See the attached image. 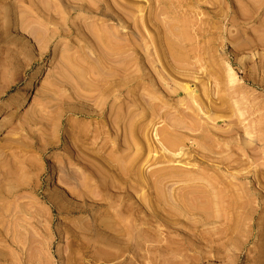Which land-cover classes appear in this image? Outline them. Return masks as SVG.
Segmentation results:
<instances>
[{
    "label": "rangeland",
    "instance_id": "374dc122",
    "mask_svg": "<svg viewBox=\"0 0 264 264\" xmlns=\"http://www.w3.org/2000/svg\"><path fill=\"white\" fill-rule=\"evenodd\" d=\"M108 1L129 27L103 17ZM259 1L102 0L85 12L79 0H0V264H264ZM190 101L213 112L223 144L190 148L201 130L178 114ZM159 129L186 145L163 149ZM61 188L83 210L61 216ZM111 221L126 258L94 237Z\"/></svg>",
    "mask_w": 264,
    "mask_h": 264
},
{
    "label": "bare ground",
    "instance_id": "6f19581e",
    "mask_svg": "<svg viewBox=\"0 0 264 264\" xmlns=\"http://www.w3.org/2000/svg\"><path fill=\"white\" fill-rule=\"evenodd\" d=\"M80 2H79V4H78V6H72V8L74 9V10H81V11H85V12H87V11H90V10H92V9H94L92 6L94 5V6H96L95 8H102V0H92L93 1V3L91 4L88 0H79ZM113 1V0H112ZM261 1V0H260ZM259 1V2H260ZM55 2H63V0H55ZM102 2V3H101ZM255 2V1H254ZM133 3V2H132ZM261 3V2H260ZM117 4V3H116ZM52 5V4H51ZM125 5V4H124ZM123 5V6H124ZM236 5V4H235ZM255 5V4H254ZM128 6V5H127ZM145 6V5H144ZM230 6V5H229ZM260 6V5H259ZM105 12H107V14H105V13H102L103 14V17L104 18H109V19H112V20H117V21H119V22H121L122 23V26L123 27H129V25H130V17H128V18H125L122 14H121V12L115 7V5L113 4V3H111V2H109L108 1V4L107 5H105ZM118 7H119V5H118ZM129 7V6H128ZM254 7V6H253ZM261 7V6H260ZM53 8H55L54 7V5H53ZM124 8V7H123ZM129 8H131V7H129ZM235 8V7H234ZM58 9V8H57ZM68 9V8H67ZM122 9V7L120 8V10ZM158 9V8H157ZM161 9V8H160ZM59 11H60V9H58ZM125 10V11H124ZM96 11V10H95ZM122 12L124 11V13H125V15H127L126 14V9H122L121 10ZM130 11V10H129ZM145 11V10H144ZM151 11H153V8H152V10H151V8H150V14H151ZM256 11V10H255ZM61 12V11H60ZM70 12V11H69ZM147 12V11H146ZM254 12V11H253ZM88 13H90L91 14V12H88ZM127 13H129V12H127ZM152 13H154V11L152 12ZM144 14V13H143ZM58 15H59V13H58ZM57 15V16H58ZM106 17H105V16ZM132 15V14H131ZM130 14L128 15V16H131ZM152 16H153V14H151ZM248 15V14H247ZM249 17H250V15H248ZM245 17V16H244ZM139 18V17H138ZM246 18V17H245ZM244 19V18H243ZM153 20V19H152ZM152 20H151V18L149 19V17H147V16H145L144 17V20H143V22H144V26L145 27H147V25L149 26L151 23H152ZM63 22V21H62ZM135 22V21H134ZM238 24V23H237ZM56 26V25H55ZM59 26H61V25H59ZM63 26V25H62ZM143 26V27H144ZM100 29V28H99ZM169 29V28H168ZM263 29V28H262ZM117 30V29H116ZM66 31H67V29H66ZM106 31V30H105ZM237 31V30H236ZM144 32V31H143ZM239 32V31H238ZM65 33V32H64ZM112 33V32H111ZM200 33V32H199ZM237 33V32H236ZM174 35V34H173ZM142 36V35H141ZM175 36V35H174ZM176 36H178V35H176ZM91 38H93V37H91ZM94 38H96V37H94ZM235 38V37H234ZM149 39V38H148ZM92 40V39H91ZM96 41V40H95ZM94 41V42H95ZM124 41L126 42V43H128L129 44V42L131 41V37H125L124 38ZM150 41V40H149ZM234 41V40H233ZM153 42V41H152ZM97 43V42H96ZM103 43V42H102ZM236 43H238V42H236ZM263 43V42H262ZM245 44V43H244ZM257 44V43H256ZM259 44V43H258ZM264 46V45H263ZM128 48V47H127ZM42 66H38V68L34 71V76L35 77H37V76H39L40 74H41V71H42ZM248 72V71H247ZM232 74V73H231ZM251 74V73H250ZM34 76H33V78H34ZM204 76V75H203ZM260 78V77H259ZM28 85V83H26V86ZM150 85H151V83H150ZM231 87V86H230ZM182 89V88H181ZM219 89V88H218ZM233 89H234V87H233ZM239 90V89H238ZM242 90V89H241ZM185 91H186V96L187 97H190V98H192V101L195 103L196 102V93L194 92V90H192V89H190L189 87H186L185 88ZM223 91V90H222ZM228 91V90H227ZM250 92V91H249ZM25 93V92H24ZM219 93V92H218ZM221 93V92H220ZM244 93V92H243ZM248 93V92H247ZM252 95V94H251ZM154 96H155V93H154ZM232 96V98H233V101H235L236 102V105H239L238 104V102H239V97H235L234 96V94H232L231 95ZM247 96V95H246ZM156 97V96H155ZM229 97V96H228ZM249 97V96H248ZM150 98H153L152 97V95H151V97ZM243 98V97H242ZM147 99V98H146ZM146 99H144V101L145 102H147L148 103V101H146ZM229 99V98H228ZM244 99H245V97H244ZM148 100V99H147ZM24 101H25V96H23V98H21L18 102H17V104L16 105H18V106H20V105H23V103H24ZM200 101V100H199ZM249 101V100H248ZM152 102V101H151ZM151 102H149V103H151ZM232 102V101H231ZM190 103H191V101H190ZM211 103V102H210ZM213 103V102H212ZM220 103V102H219ZM199 104V103H198ZM232 104H233V102H232ZM250 104V103H249ZM152 105V104H151ZM191 106H189L188 108L190 109V110H186V109H182V110H178V114L181 116V118L182 119H185V117L188 119V117H192V119H188V120H191L190 122L188 121V126H186V127H183L184 129H186L187 128V130L189 129V130H191L192 132L193 131H195V130H201V133L198 135V137L199 138H201V141H199L198 139H196V138H193L192 139V145L190 146V148L192 147V148H194L195 149V151H200V150H203V151H205L204 149H207L208 147H210L209 145L210 144H208V142L207 141H209L210 139V141H218V142H220L221 144H223V142H222V140H220V134H221V130L220 129H218L216 126L218 125V123L216 124V126H215V124L214 123H212L211 122V119L212 120H214L215 121V117H212V114L210 113V112H212V111H203L204 109H202V108H200V109H197V107H196V105L194 104V105H192V103L190 104ZM218 105V104H217ZM220 105V104H219ZM17 106V107H18ZM202 106V105H201ZM200 106V107H201ZM213 106H214V104H213ZM215 106H216V103H215ZM234 106V105H233ZM211 107V106H210ZM217 107H219V106H217ZM127 108H128V110H127V115H129V110H130V107H128L127 106ZM212 108H215V107H212ZM227 108V107H226ZM12 109H14V110H12V112L10 113V114H12V113H15L16 111H17V108H12ZM211 109V108H210ZM220 109V108H219ZM11 110V109H10ZM214 110H216L217 111V109H214ZM222 110V109H221ZM156 111V110H155ZM225 111V110H224ZM201 113H203L205 116H206V119H207V122H202L199 118V116L201 115ZM213 113V112H212ZM186 114H189V116L188 115H186ZM152 115H155L153 112H152ZM188 116V117H187ZM205 116H204V118H205ZM163 117H166L167 118V116H164L163 115ZM165 118V119H166ZM193 118H195L196 120H193ZM229 118H231V117H229ZM6 119V116L5 117H3L2 118V120H5ZM219 119V118H218ZM170 120V119H169ZM227 120V119H226ZM234 120V119H233ZM166 121H168L167 119H166ZM186 121V120H185ZM236 120H234V122H235ZM238 121V120H237ZM177 122V121H176ZM229 122H232L233 123V121H231V119H230V121ZM128 123H130V122H127V124ZM236 124V127H237V123H235ZM235 124L233 125L234 127H235ZM131 125V124H130ZM129 125V126H130ZM154 125H156V124H154ZM153 125V126H154ZM173 125H175V121H174V124ZM177 125V124H176ZM238 125H240V124H238ZM242 125V124H241ZM175 127V126H174ZM219 127V126H218ZM239 127H242V126H238V130H242V128H240L239 129ZM154 128H155V126H154ZM177 128H179V127H177ZM4 129V126H3V124H0V131L1 130H3ZM130 129H131V127H130ZM162 129V128H161ZM170 129V128H169ZM179 129H181V128H179ZM223 129H225V128H223ZM229 129V128H228ZM175 131H178L179 132V130H177V129H174ZM230 130V129H229ZM248 130V129H247ZM246 130V131H247ZM256 130V129H255ZM95 131V130H94ZM159 131H161L160 129H159ZM226 131V129L224 130V132ZM228 131V130H227ZM232 130H230V132H231ZM244 131V130H243ZM252 131V130H251ZM259 131V130H258ZM184 132V131H183ZM187 132V131H186ZM230 132H228V133H230ZM226 134H227V132H225ZM232 133V132H231ZM237 133V132H236ZM253 133V132H252ZM257 133V132H256ZM197 134V133H196ZM233 134H235L234 132H233ZM221 135H223V134H221ZM225 135V134H224ZM228 135V134H227ZM229 135H231V134H229ZM243 135V134H242ZM97 136V135H96ZM195 136V135H194ZM254 136V135H253ZM255 136H256V134H255ZM167 137V132H165L164 130H162L161 132H158V130L156 131V133H155V135H154V140L155 141H157L158 143H159V145H161V147L163 148V149H167V147H179V146H182V145H186L185 144V139L186 138H181V139H179L178 141H177V139H175V138H173V139H167L166 138ZM223 138V137H222ZM114 139V138H113ZM94 140H96V139H94ZM209 141V142H210ZM207 142V143H206ZM157 143V144H158ZM208 144V147L206 148V145ZM124 145L126 146V149L128 150L129 149V147H130V133H129V131H128V129L126 130V134H125V136H124ZM124 146V147H125ZM119 148V147H118ZM121 148V147H120ZM246 148V147H245ZM114 149V148H113ZM115 149H117V148H115ZM178 150L180 149V148H177ZM168 150V149H167ZM208 150H209V148H208ZM253 150V149H252ZM114 151V150H113ZM250 153V152H249ZM252 153V152H251ZM250 153V154H251ZM252 155V154H251ZM66 179V178H65ZM67 181V180H66ZM69 182V181H68ZM67 185L68 184H66V186L65 187H67ZM70 187V186H69ZM68 187V188H69ZM80 187V186H79ZM83 187V186H82ZM71 189H72V187H71ZM78 191V190H77ZM71 192V191H70ZM74 193V192H73ZM76 193V192H75ZM70 194H72V193H69L66 189H64V188H61L60 189V191H59V194H58V198H57V196H56V198H57V202H58V204L60 205V208H61V205L64 207L63 209H60L59 207H58V209H60V212H59V214L62 216V215H64V214H66V215H71V214H73L74 213V211H76V210H83V208H84V206H82V205H77V204H74V202L73 201H71L70 200V198H69V195ZM79 194L80 193H78L77 195L79 196ZM78 196H76L78 199H81V196H80V198L78 197ZM76 198V199H77ZM56 200V199H55ZM66 201V202H65ZM93 203H94V201H92ZM66 203H68V205H65ZM95 203H97V205H98V203L99 202H95ZM95 203H94V205H95ZM111 204V203H110ZM75 206V209H72V206ZM101 205V204H100ZM99 205V206H100ZM99 206H98V208H99ZM165 206V205H164ZM97 207V206H96ZM98 208H94L92 211L94 212V214L97 216V215H99V214H101V213H98ZM61 211H63V212H61ZM100 216V215H99ZM99 216H98V218H99ZM76 218V220H75V222L76 221H79V219H81L83 216H82V214L81 213H78L76 216H75ZM90 217H92V216H90ZM94 217V216H93ZM95 218V217H94ZM88 219V218H87ZM92 220H93V218H92ZM91 220V221H92ZM93 221H97V220H93ZM110 223H112V221L110 222ZM113 223H115L114 221H113ZM113 223L112 224H110V226H108L107 225V227L108 228H106L107 230H105L104 228H103V234H100L99 232L101 231V229H100V231L98 232V230H99V228H95V226H93L94 228H89V230L91 229V231L90 232H93L95 229V231L94 232H98L97 234H95L94 235V237H95V239H97L96 238V235L101 239H99L100 241H102V244H103V242H105L104 240L106 239V237H107V240H108V243H107V241H106V248H105V246H104V248L103 247H101V248H103V251H104V254H105V256H106V254L107 255H112V256H109V257H114L115 259H121V258H126V254L128 253V251H130V250H128V251H126V249L125 248H122V247H120V246H117V239H118V237H121V236H119V232L117 231V230H115L116 229V227H114V225L116 224H114L113 225ZM90 224V223H89ZM95 224V223H94ZM94 224H92V225H94ZM109 224V223H108ZM116 226V225H115ZM128 226V225H127ZM98 227H100L99 225H98ZM129 227V226H128ZM88 229H87V231L84 233V238L85 237H87L88 235H89V233H88V235L86 236V233L89 231ZM119 230V229H118ZM105 231V232H104ZM127 232V231H126ZM125 232V233H126ZM69 233V235H70V232H68ZM72 233V232H71ZM105 233H106V235H105ZM121 233V232H120ZM124 233V234H125ZM82 234H83V232L81 233V234H79V235H81V237H82ZM92 234V233H91ZM90 234V235H91ZM127 234V233H126ZM125 234V235H126ZM135 234V233H134ZM122 235V234H121ZM106 236V237H105ZM62 236L60 235L59 236V238H61ZM70 237V236H69ZM80 237V236H79ZM89 237H91V236H89ZM102 237H104L103 239L104 240H102ZM162 237V236H161ZM74 238V237H73ZM72 238V239H73ZM83 238V241L85 242H88V241H92V239H90L89 240V238H88V240L85 238L84 239ZM124 238V237H123ZM155 238H156V236H155ZM74 239H76V238H74ZM97 239V240H98ZM119 239H121V238H119ZM125 239V238H124ZM82 240V239H81ZM123 240V239H122ZM126 240H128L127 238H126ZM136 240V239H135ZM80 241V240H79ZM83 241H81V242H83ZM100 241L99 242H97L96 244H98V243H100ZM125 241V240H124ZM141 241V240H140ZM139 241V242H140ZM83 242V243H84ZM85 242V243H86ZM94 242H96V240H94ZM139 242H138V244H139ZM143 242V241H142ZM124 243V242H123ZM132 243V242H131ZM133 243H134V241H133ZM141 243V242H140ZM88 244V243H87ZM92 244H94L93 242H92ZM96 244H94V245H96ZM145 244V243H144ZM89 245H91L90 243H89ZM94 245H92V246H94ZM98 246V245H97ZM100 246H101V244H100ZM145 246V245H144ZM146 246H147V244H146ZM96 248V247H95ZM99 246H98V250L100 249L101 251H102V249H101ZM152 249V248H151ZM163 249V248H162ZM136 251H137V249H136ZM161 251V250H160ZM140 252V251H139ZM130 253V252H129ZM134 254V253H133ZM144 254V253H143ZM143 254H141L140 253V255L139 256H141L142 257V255ZM130 255V254H129ZM67 257H69V256H67ZM106 257H108V256H106ZM108 257V258H109ZM140 257V258H141ZM113 258V259H114ZM68 259V258H67ZM69 259H70V257H69ZM111 259V258H110ZM109 260V259H108ZM262 262H264V256L262 257V260H261ZM131 264V263H130Z\"/></svg>",
    "mask_w": 264,
    "mask_h": 264
}]
</instances>
